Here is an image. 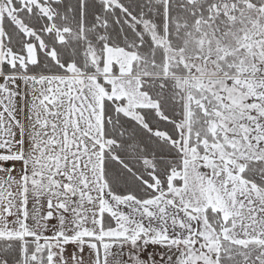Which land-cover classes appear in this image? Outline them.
<instances>
[{
    "label": "snow or ice",
    "instance_id": "obj_1",
    "mask_svg": "<svg viewBox=\"0 0 264 264\" xmlns=\"http://www.w3.org/2000/svg\"><path fill=\"white\" fill-rule=\"evenodd\" d=\"M0 264H264V0H0Z\"/></svg>",
    "mask_w": 264,
    "mask_h": 264
}]
</instances>
